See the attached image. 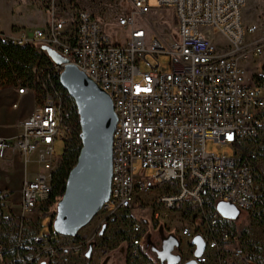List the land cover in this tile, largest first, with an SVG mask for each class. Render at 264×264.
Returning <instances> with one entry per match:
<instances>
[{
  "label": "built area",
  "instance_id": "1",
  "mask_svg": "<svg viewBox=\"0 0 264 264\" xmlns=\"http://www.w3.org/2000/svg\"><path fill=\"white\" fill-rule=\"evenodd\" d=\"M129 2L132 13L113 21L128 32L120 41H114L98 16L84 9L68 22L52 6L46 30L35 28L30 34L5 32L0 25V43L45 44L66 60L54 64L43 77L34 67L39 84L17 83L18 95L36 88L42 96L22 120L16 138L0 137V158L10 150L28 163L34 154L45 167L23 180L21 210L32 212L49 197L57 169L55 142H68L78 124V118L73 119V100L50 79L51 74L59 77L70 63L113 103L117 121L112 134L111 188L100 212L103 222L112 220L120 226L128 242L127 255L137 257L148 246L143 224L129 215L132 208L145 207L148 201L152 219L161 227L172 224L169 234L203 240V253L194 256L196 246L191 245L185 260L253 264L241 246L229 248L228 244L234 224L255 209L264 190L260 161L264 158V18L243 22L246 0H156L158 7L174 10L178 30L176 36L153 37L137 21L151 12L148 0ZM217 36L226 39L221 47ZM159 55L170 57L169 71L160 69ZM207 140L216 143V149L228 146L232 153L208 152ZM139 168L150 170L151 177L137 174ZM219 202L239 210L238 219L222 217L216 209ZM51 221L52 217L41 241L60 253L63 262L82 264L86 258L82 245L57 241L55 247L50 245L61 236Z\"/></svg>",
  "mask_w": 264,
  "mask_h": 264
},
{
  "label": "rangeland",
  "instance_id": "2",
  "mask_svg": "<svg viewBox=\"0 0 264 264\" xmlns=\"http://www.w3.org/2000/svg\"><path fill=\"white\" fill-rule=\"evenodd\" d=\"M148 3L152 8L151 12L145 18L137 17V21L144 24L148 33L153 37L161 33H170L176 36L178 27L174 10L171 7H158L156 0H148ZM52 6L56 12L66 16L68 22L73 21L79 10L84 9L93 13L105 23L114 41L122 40L128 32L113 24V21L119 15H130L133 11L129 0H0V25L7 32L30 34L35 28L46 30L51 19L49 9ZM263 18L264 0H255L252 3L250 0H246L242 7V21L245 23L259 22ZM149 34L148 37H150ZM217 37L219 38L218 46L221 47L226 39L221 36ZM147 59L155 63V59L151 57H147ZM169 60V56L159 55L160 69L169 71ZM32 74L34 81L37 82L38 71H32ZM18 86L17 84L0 85V90L16 91ZM31 89L33 90L31 93L19 99L14 96L13 91L5 94L0 91V118L3 120L17 119L35 108L42 93L36 88ZM14 102L17 106L10 110L9 107ZM215 144L212 140H207L206 150L219 154L224 151L232 153L228 146L216 149ZM64 148V141L58 139L53 151V161L57 167L62 161ZM23 161V157L21 162L18 157L13 158V162L10 163L12 168H9L10 164L0 161V183L4 185L5 180L9 182L7 184L8 193L11 196V199L8 200L6 194L0 192V264H71V262H63L62 255L52 252L49 245L44 244L40 239L47 228L46 222L55 211L56 204L46 212L41 210L42 204L35 207L32 212L23 213L21 210L20 188L24 173ZM260 161L264 169V158ZM26 169L30 174L29 178H33L36 173L44 171L45 167L36 161L33 154L29 158ZM137 174L151 177L152 172L139 168ZM145 197L150 198L151 196L145 194ZM147 202L143 204L145 207H135L129 211L130 217L141 221L145 229V236L147 235L145 241L149 242L148 246L144 247L145 255L143 253L137 257L127 255L128 242L120 230V226L112 220L108 221L104 231L100 233L103 221H105L104 214L100 211L78 231L74 239L59 236L55 240L57 244H65V246L82 245L81 252L83 251L86 255L82 264H161L153 249L162 248L163 238L166 237V233H169L167 228L172 224L163 226L160 230L162 225L152 219ZM30 240H35V243L26 244ZM178 240L179 247L174 250V253L180 254L185 260L190 257L192 251L191 239L182 236ZM228 245L229 248L241 246L253 264H264V190L261 201L255 209L244 214L234 224V235ZM20 248L27 250L21 252ZM87 252H89L88 255ZM78 259L82 260V255Z\"/></svg>",
  "mask_w": 264,
  "mask_h": 264
},
{
  "label": "water",
  "instance_id": "3",
  "mask_svg": "<svg viewBox=\"0 0 264 264\" xmlns=\"http://www.w3.org/2000/svg\"><path fill=\"white\" fill-rule=\"evenodd\" d=\"M49 52L57 64L66 60ZM59 83L73 100L78 116L80 149L75 165L68 172L62 196L56 202L51 221L57 234L76 237L78 231L101 210L108 201L112 177V134L116 126V115L109 95L73 64H65L59 74ZM217 211L224 218L237 220L240 212L226 202H219ZM163 227H160L162 230ZM105 225L102 226V233ZM179 240L173 235L163 238ZM196 246L194 256H200L205 244L200 236L191 239ZM161 264H198L195 259L183 260L173 253L172 247L153 249ZM89 252H87V255Z\"/></svg>",
  "mask_w": 264,
  "mask_h": 264
},
{
  "label": "trees",
  "instance_id": "4",
  "mask_svg": "<svg viewBox=\"0 0 264 264\" xmlns=\"http://www.w3.org/2000/svg\"><path fill=\"white\" fill-rule=\"evenodd\" d=\"M54 50V49H53ZM55 51V50H54ZM56 55L61 57L56 51ZM54 64H57L49 52V46L45 44H36V43H26L24 45L15 46V45H6L0 43V85H11L21 83L22 85H33L39 84L33 79L32 69L34 67L41 73V77L45 76L49 69L53 67ZM47 67V68H46ZM43 69V72L41 70ZM50 79L52 82L60 88L65 96L71 100L66 91L62 88L59 83L58 75L51 74ZM72 101V100H71ZM73 119L77 122V112L73 106ZM65 148L63 151L62 161L58 165L57 169L53 174V188L49 197L41 207V210L48 211L53 207L59 198L62 196L65 188L66 179L68 172L75 165L77 156L80 149V138H79V128L76 124L74 132L68 142H65ZM1 200V196H0ZM55 211L52 214V219L54 217ZM107 220L103 223L105 227L108 224ZM35 243V240H30L26 244ZM52 247L56 246V240L50 242ZM17 250L19 248H16ZM27 249L20 248L21 252L26 251ZM64 250H60L63 252ZM144 254V252H142ZM145 255V254H144Z\"/></svg>",
  "mask_w": 264,
  "mask_h": 264
},
{
  "label": "crops",
  "instance_id": "5",
  "mask_svg": "<svg viewBox=\"0 0 264 264\" xmlns=\"http://www.w3.org/2000/svg\"><path fill=\"white\" fill-rule=\"evenodd\" d=\"M251 3L254 2L255 0H250ZM4 30V29H3ZM5 31V30H4ZM7 32V31H5ZM12 32V31H11ZM1 91V90H0ZM9 91H13V90H4V91H1V93L5 94ZM13 94L15 97H17L18 99L20 97H23L25 95H18L16 93V91H13ZM28 95V94H27ZM15 103V102H14ZM13 104V103H12ZM12 104L10 105L9 109L11 110L13 107H12ZM36 106V104H35ZM34 110V108L26 113H24L23 115L17 117V119H13V120H10V119H1L0 118V137L1 138H7V139H14L16 138L19 134H20V124L22 122V120H24L28 115H30V113ZM7 156L5 158H0V161H2L3 163H6V164H10L11 162H13V158L15 157H18L20 162L22 161V157L20 155H18L17 153L13 152V151H10L7 152ZM23 165H24V173H23V179H22V182L25 178H29V173L27 172V169H26V165L27 163H25V161H23ZM9 168H12L11 164H10V167ZM33 177V176H32ZM9 182L7 180H5V183L4 185L0 183V192H3L6 194L7 196V199L10 200L11 199V196L10 194L8 193V184Z\"/></svg>",
  "mask_w": 264,
  "mask_h": 264
},
{
  "label": "flooded vegetation",
  "instance_id": "6",
  "mask_svg": "<svg viewBox=\"0 0 264 264\" xmlns=\"http://www.w3.org/2000/svg\"><path fill=\"white\" fill-rule=\"evenodd\" d=\"M170 234L169 233H166V237L167 236H169ZM175 245H176V240L174 239V238H172V239H165L164 241H163V243H162V247L164 246V247H172V252L174 253V250L177 248V247H175ZM157 260L161 263V261L157 258ZM162 264H166L165 262H163Z\"/></svg>",
  "mask_w": 264,
  "mask_h": 264
}]
</instances>
